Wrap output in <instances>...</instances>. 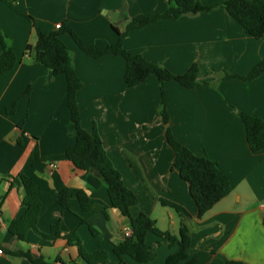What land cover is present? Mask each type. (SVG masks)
<instances>
[{
	"label": "crops",
	"instance_id": "0c3cea01",
	"mask_svg": "<svg viewBox=\"0 0 264 264\" xmlns=\"http://www.w3.org/2000/svg\"><path fill=\"white\" fill-rule=\"evenodd\" d=\"M199 1L216 6L231 0ZM166 7L167 0L15 3L16 11L32 16L43 33L67 22L86 46L99 47L116 42L112 28L121 30L125 16L159 14ZM17 12L0 1L1 32L17 58L14 68L0 77V264H32L22 256L25 253L47 262L60 258L65 264H85L76 249L67 247L63 240L49 242L29 232L24 241H19L9 234L10 223L24 212L23 189L11 186V178L20 173L39 188L42 211L37 226L41 233L47 234L60 221L62 235L76 232L85 251H107L111 257L107 264H118L112 248L124 240L129 221L111 208L106 187L97 175L78 171L66 160L65 151L75 144L66 81L27 56L26 47L35 44L36 36L32 25ZM61 39L83 85L77 93L81 127L86 131L96 127L107 157L125 186L137 196L132 217L146 214L159 230L174 235L182 221L172 209L149 197L127 165L126 156L139 167L153 196L188 212L184 223L197 253V264H225L226 260L264 264V151H250L238 116L243 113L264 122V74L251 81L239 78L264 60V37L255 39L245 34L221 8L160 21L129 33L124 39L127 51L174 75L185 74L193 65L215 71L212 86L207 89L188 90L173 81L165 83L168 124L159 114L156 77L150 76L143 84L128 89L123 81L122 58L108 55L91 59L69 35ZM224 75L237 78L225 80ZM28 88L29 97L23 98ZM14 101H18L15 113L6 114L5 107ZM166 129L193 154L215 162L231 183L228 194L201 219L197 218L187 183L172 170L174 154L165 139ZM29 158L41 162L32 166ZM61 189L69 190V210L64 212L56 202ZM79 191L89 197L91 209L87 213L82 212L77 200ZM89 227L97 228L98 234L91 235ZM159 241L147 235L146 246L156 252V259L147 264H166L167 257L176 251L158 246ZM124 262L139 264L127 257Z\"/></svg>",
	"mask_w": 264,
	"mask_h": 264
},
{
	"label": "trees",
	"instance_id": "16d2710c",
	"mask_svg": "<svg viewBox=\"0 0 264 264\" xmlns=\"http://www.w3.org/2000/svg\"><path fill=\"white\" fill-rule=\"evenodd\" d=\"M0 1L17 12L15 9L17 0ZM217 8L226 11L243 28L245 34L248 36L255 39L264 37V0H231L216 6H205L199 0H167V7L163 13L145 14L132 18L125 16L123 19L125 24L121 30L116 27L112 28L117 36L116 42L104 47L86 46L73 29L67 25V22L61 23L59 29H54L50 33L45 34L37 26L32 16L17 12L19 16L25 18L32 25L36 36L35 44H29L26 47L27 56L33 63L49 69L53 76H64L66 81L67 108L75 135V144L65 151L66 160L78 171L92 172L97 175L106 187L111 208L129 221L131 235L124 237L121 243L114 245L112 248V254L117 259L118 264H125V257L139 264L153 262L156 259L155 248L146 246V237L149 234L160 240L157 243L158 246H165L169 249L176 248V251L167 257L166 264H178L180 262H184V264H197V253L191 247L190 233L184 223V220L189 218V215L180 205L153 196L145 186L139 167L131 158L126 156L127 165L133 175L142 184L149 197L152 200H156L162 207L172 209L182 221L178 234L174 235L169 231L159 230L156 222L146 214L132 217L131 208L137 205V196L125 186L120 173L107 157L102 139L97 133L96 127H93L91 131H86L81 127L77 93L83 85L73 67L72 55L61 38L64 35H69L76 46L91 59L97 60L108 55L122 58L125 61L123 81L128 89L143 84L150 76L156 77L160 91L159 114L162 122L168 124L165 83L173 81L188 90L198 87L207 89L212 86L215 71L201 70L196 65H193L185 74L174 75L168 70L150 63L141 55L132 54L127 51L124 48V39L129 33L141 30L157 22L177 20L187 15L194 16L200 13H208ZM5 39L6 35L1 32L0 28V77L8 74L17 63L16 55L6 45ZM263 74L264 60L255 65L247 76L239 78L251 81ZM233 78L237 77L223 76L225 80ZM29 94L30 88L24 92L22 97L27 98ZM17 104L18 101H14L7 105L5 107L6 114L13 115ZM238 116L243 122L245 138L250 151L252 153L263 152L264 122L243 113H238ZM165 139L174 154L172 170L176 171L180 179L187 183L189 195L196 208L197 218L201 219L228 194L232 188L231 183L227 176L219 170L215 162L193 154L188 148L180 144L168 129L165 131ZM29 162L33 166L41 162V160L29 158ZM11 179V186H21L23 189L24 198L21 205L24 212L19 219L10 223L8 227L9 234L19 241H24L29 232H33L39 238L49 242L63 240L67 247L76 249L79 260L85 264L108 263L109 255L106 251L100 250L92 253L85 251L76 232L62 235L60 221L53 224L47 234L41 233L37 226L42 211L37 184L31 178L21 173ZM68 197V189H61L57 193L56 202L62 212L69 210ZM77 200L82 212L87 213L90 211V200L86 193L82 191L77 192ZM88 229L93 236L98 234L92 227ZM22 256L27 258L32 264H65L60 258H56L53 262H47L41 257L33 258L29 253L22 254ZM225 264L246 263L226 260Z\"/></svg>",
	"mask_w": 264,
	"mask_h": 264
},
{
	"label": "built area",
	"instance_id": "2783aa9c",
	"mask_svg": "<svg viewBox=\"0 0 264 264\" xmlns=\"http://www.w3.org/2000/svg\"><path fill=\"white\" fill-rule=\"evenodd\" d=\"M60 28V25L58 24V25H56L55 26V29H59ZM131 235V230L130 229H127L126 231H125V237H129ZM3 252H2V250L0 249V255L2 254Z\"/></svg>",
	"mask_w": 264,
	"mask_h": 264
},
{
	"label": "rangeland",
	"instance_id": "374dc122",
	"mask_svg": "<svg viewBox=\"0 0 264 264\" xmlns=\"http://www.w3.org/2000/svg\"><path fill=\"white\" fill-rule=\"evenodd\" d=\"M59 7H63V6H59ZM115 25V24H114ZM95 229V228H94ZM96 231H98V229L96 228L95 229ZM88 231H89V229H88ZM99 232V231H98ZM89 233H90V231H89ZM92 235V234H91ZM107 252V251H106ZM108 253V252H107ZM109 255V254H108ZM109 258H111V257H109Z\"/></svg>",
	"mask_w": 264,
	"mask_h": 264
},
{
	"label": "water",
	"instance_id": "95a60500",
	"mask_svg": "<svg viewBox=\"0 0 264 264\" xmlns=\"http://www.w3.org/2000/svg\"><path fill=\"white\" fill-rule=\"evenodd\" d=\"M33 258H36L35 256H33Z\"/></svg>",
	"mask_w": 264,
	"mask_h": 264
}]
</instances>
